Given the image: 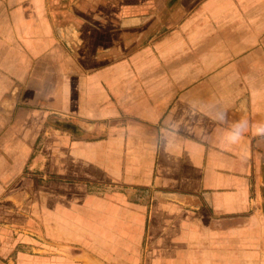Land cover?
I'll return each instance as SVG.
<instances>
[{
  "label": "crops",
  "instance_id": "0c3cea01",
  "mask_svg": "<svg viewBox=\"0 0 264 264\" xmlns=\"http://www.w3.org/2000/svg\"><path fill=\"white\" fill-rule=\"evenodd\" d=\"M0 264H264V0H0Z\"/></svg>",
  "mask_w": 264,
  "mask_h": 264
}]
</instances>
